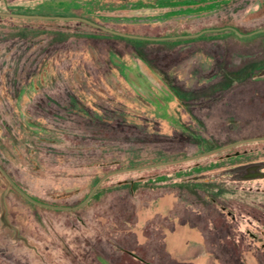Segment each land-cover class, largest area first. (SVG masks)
I'll list each match as a JSON object with an SVG mask.
<instances>
[{
	"label": "rangeland",
	"instance_id": "1",
	"mask_svg": "<svg viewBox=\"0 0 264 264\" xmlns=\"http://www.w3.org/2000/svg\"><path fill=\"white\" fill-rule=\"evenodd\" d=\"M0 12L54 17L0 16V166L39 203L76 207L110 173L264 136V0H0ZM259 149L113 175L77 211L34 204L0 171V264H137L96 212L166 192L181 212L193 203L225 264L264 262V183L194 180ZM174 205L163 195L140 216L178 226ZM178 227L169 252L196 260L203 234Z\"/></svg>",
	"mask_w": 264,
	"mask_h": 264
},
{
	"label": "crops",
	"instance_id": "2",
	"mask_svg": "<svg viewBox=\"0 0 264 264\" xmlns=\"http://www.w3.org/2000/svg\"><path fill=\"white\" fill-rule=\"evenodd\" d=\"M167 194L175 198L172 213L176 216L179 225L196 228L203 234L204 239L196 243L200 249L195 253L196 260H179L169 252L166 242L167 233L169 230H178L179 225H175V222L172 221L169 222V220L158 214L140 216L146 208L156 202L158 197ZM126 197L130 209L127 210V207L124 209L118 199H112V201L104 199L101 206L102 213L96 212L99 221L108 222L112 225V248L115 252L124 253L128 251L135 260L134 262L138 264H225L206 239L203 228L210 224L208 222L202 224L198 220L199 212H196V208L190 205L193 203H187L186 208L189 211L181 212L180 204H184V202L181 201L177 192H166L156 197V199L148 201L137 200L135 196L130 194ZM116 204H118L117 207ZM140 232L143 239L140 238ZM248 255V253H245V256H243L245 258L242 257L239 264H264L259 260H249Z\"/></svg>",
	"mask_w": 264,
	"mask_h": 264
},
{
	"label": "water",
	"instance_id": "3",
	"mask_svg": "<svg viewBox=\"0 0 264 264\" xmlns=\"http://www.w3.org/2000/svg\"><path fill=\"white\" fill-rule=\"evenodd\" d=\"M0 16H4V17H13V18H24V19H53L54 17H44V16H29V15H21V14H16V13H2L0 12ZM117 35H121V36H126L128 37L129 35H124V34H120L117 32H114ZM135 38H140L143 39L142 37H135ZM146 39V38H145ZM255 141H264V138H256V139H247V140H241L238 142H234L228 145H225L223 147L205 152L203 154L200 155H196L193 157H189V158H185V159H181V160H176V161H172V162H166V163H161V164H154V165H148L145 167H141V168H132V169H126V170H120V171H116L113 173H110L108 175H106L105 177H103L98 184L96 185V187L93 189V191L90 193V195L85 199V201L83 203H81L79 206L76 207H72V208H67V207H57V206H50V205H46L43 203H39L36 200H34L33 198H31L28 194H26L22 189H20L15 183L14 181L9 177L8 173L5 172V170L0 166V171L2 173H4L3 175L6 177V179L9 181V183L20 193L22 194L26 199H28L29 201L33 202L34 204H37L41 207H45V208H50V209H54V210H64V211H77L80 208L84 207L91 199L92 197L95 195L96 191L98 190V188L100 187V185L109 177L119 174V173H123V172H128V171H135V170H141V169H147V168H151V167H159V166H164V165H172V164H179V163H183V162H188V161H192V160H196V159H200L218 152H221L223 150L244 144V143H249V142H255ZM6 208H3V213L1 216V220L3 222V225H5L4 227H10L13 229V227L10 225V223L8 222L7 218H6ZM16 231V230H15ZM17 233V231H16Z\"/></svg>",
	"mask_w": 264,
	"mask_h": 264
},
{
	"label": "flooded vegetation",
	"instance_id": "4",
	"mask_svg": "<svg viewBox=\"0 0 264 264\" xmlns=\"http://www.w3.org/2000/svg\"><path fill=\"white\" fill-rule=\"evenodd\" d=\"M256 138H264V136H255V137L248 138V139H256ZM241 140H247V139H241ZM255 142H261V141H255ZM258 153L260 154V157L255 160H246L234 166L223 168L220 171L208 173V174L202 175L201 177L200 176L195 177L194 180L199 181L200 179H211L213 180V182H217V183H228V182H233V183L234 182L235 183L237 182L238 183L262 182L264 183V157H263L264 150L259 149ZM236 156L239 157L240 155L237 154ZM212 203L216 205V201H212ZM222 212L224 213V211Z\"/></svg>",
	"mask_w": 264,
	"mask_h": 264
},
{
	"label": "trees",
	"instance_id": "5",
	"mask_svg": "<svg viewBox=\"0 0 264 264\" xmlns=\"http://www.w3.org/2000/svg\"><path fill=\"white\" fill-rule=\"evenodd\" d=\"M259 90V89H258ZM250 91H252V93H253V91H255V88H254V90H250ZM264 91V90H263ZM254 96V95H253ZM263 109H264V107H263ZM164 166H166V165H164ZM160 167V166H159ZM47 209H50V208H47ZM52 210H54V209H52ZM58 211H64V210H58ZM101 222V221H100ZM102 223V226H103V231H104V234H103V236L105 237V236H107L108 238H110L111 236H112V233H113V230H112V225L110 224V223H108V222H101ZM110 235V236H109ZM138 264V263H137Z\"/></svg>",
	"mask_w": 264,
	"mask_h": 264
}]
</instances>
